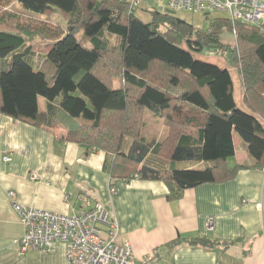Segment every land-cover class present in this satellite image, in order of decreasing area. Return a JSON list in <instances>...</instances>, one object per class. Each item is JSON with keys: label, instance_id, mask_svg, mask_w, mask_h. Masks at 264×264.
<instances>
[{"label": "trees", "instance_id": "16d2710c", "mask_svg": "<svg viewBox=\"0 0 264 264\" xmlns=\"http://www.w3.org/2000/svg\"><path fill=\"white\" fill-rule=\"evenodd\" d=\"M14 3L30 16L12 10ZM56 13L64 27L53 23ZM150 15L144 23L126 0H0V112L40 127L50 123L66 131L67 142L112 154V179L163 182L169 200L247 168L236 163L234 135L254 167L263 166L260 31L228 17L202 31L174 12ZM224 31L233 34V46L221 42ZM204 50L238 73L244 105L236 104L229 69L196 59ZM34 55L44 57L45 70L34 68ZM39 98L51 110L40 113ZM147 111L163 122L161 142L144 138ZM149 156L200 168L156 169L146 166Z\"/></svg>", "mask_w": 264, "mask_h": 264}, {"label": "crops", "instance_id": "0c3cea01", "mask_svg": "<svg viewBox=\"0 0 264 264\" xmlns=\"http://www.w3.org/2000/svg\"><path fill=\"white\" fill-rule=\"evenodd\" d=\"M135 1L137 8H151L155 2ZM12 10L30 16L17 3ZM31 62L45 70L43 56L34 55ZM38 108L40 113L51 110L43 98ZM166 134L162 120L146 112L147 142H161ZM66 135L50 123L40 127L0 112V264H68L62 243L49 253L20 252L25 229L14 204L67 216L100 204L116 222L122 240L131 245L136 262L149 258L146 264H264V165L254 167L235 135L236 163L248 167L231 178L185 190L175 200L167 199L163 182L112 179V154L87 152L67 142ZM129 146L125 141L124 150ZM145 164L174 167L152 156ZM198 239L210 244L192 243Z\"/></svg>", "mask_w": 264, "mask_h": 264}, {"label": "built area", "instance_id": "2783aa9c", "mask_svg": "<svg viewBox=\"0 0 264 264\" xmlns=\"http://www.w3.org/2000/svg\"><path fill=\"white\" fill-rule=\"evenodd\" d=\"M164 5L165 12L184 11L209 16L225 13L231 22L255 26L264 37V0H155ZM137 8L138 2L131 1ZM4 162L9 159L5 157ZM31 180H37L30 175ZM110 192L115 194V189ZM13 197V193H9ZM84 202V201H83ZM86 202V201H85ZM13 209L24 226L25 233L19 240L20 252L54 251L57 243L65 246L68 264H146L136 262L129 242L122 240L116 222L100 204L67 216L48 211L13 205ZM213 219H208V227Z\"/></svg>", "mask_w": 264, "mask_h": 264}, {"label": "rangeland", "instance_id": "374dc122", "mask_svg": "<svg viewBox=\"0 0 264 264\" xmlns=\"http://www.w3.org/2000/svg\"><path fill=\"white\" fill-rule=\"evenodd\" d=\"M151 8H153V9H151ZM151 8H145L143 6H140L139 8L136 9L137 16L144 23H150L151 22L150 13L152 11H157V12H164L165 11L164 5H161L160 3L156 2V1L153 3ZM174 16L178 19H181V20L187 22L188 24L192 25L193 27L202 30V31H207L209 29L210 23L213 20L223 19V18L227 17L225 13H221V12L212 13L206 17L203 14L193 13V12H184V11L174 12ZM52 19H53V23L55 25H58L60 27L65 26V21L63 20V18H61L59 13L54 14ZM81 33H79V34H81ZM116 38H118V37L107 36V39H108L110 45H117L118 44V40ZM221 42L224 44H228V45L233 46L235 44V38H234L232 33L224 31L221 35ZM196 59L201 60L202 62L217 65L220 68L229 69L231 77H232L233 85H234V99L236 101V104H238V106L244 105L241 102L243 94H242L241 81H240L239 76L237 75L238 73L233 68H231L230 66L227 65V63L225 62V59L221 58L220 56H216L215 54H212V53L209 54V52L206 50H204L201 54L196 55ZM117 84L118 83H116V85ZM147 112L150 113L149 111H147ZM156 132H157V130L155 131V133ZM156 135H157V133H156ZM173 168L185 169V170H186V168H190V169L199 170L200 167L198 166V163H195V162H174ZM202 168L203 167L201 166V169Z\"/></svg>", "mask_w": 264, "mask_h": 264}, {"label": "water", "instance_id": "95a60500", "mask_svg": "<svg viewBox=\"0 0 264 264\" xmlns=\"http://www.w3.org/2000/svg\"><path fill=\"white\" fill-rule=\"evenodd\" d=\"M166 13L167 14H171V15L173 14V12L172 11H169V10H167Z\"/></svg>", "mask_w": 264, "mask_h": 264}]
</instances>
